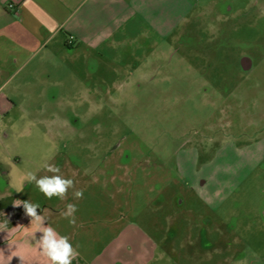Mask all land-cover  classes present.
Listing matches in <instances>:
<instances>
[{"label": "rangeland", "instance_id": "374dc122", "mask_svg": "<svg viewBox=\"0 0 264 264\" xmlns=\"http://www.w3.org/2000/svg\"><path fill=\"white\" fill-rule=\"evenodd\" d=\"M155 4L118 58L7 86L12 172L55 164L130 229L110 264H264V0Z\"/></svg>", "mask_w": 264, "mask_h": 264}, {"label": "crops", "instance_id": "0c3cea01", "mask_svg": "<svg viewBox=\"0 0 264 264\" xmlns=\"http://www.w3.org/2000/svg\"><path fill=\"white\" fill-rule=\"evenodd\" d=\"M156 9L155 0H0V122H9L12 109L19 106L18 94L4 93L16 76L74 71L78 56L105 58L112 54L118 58L140 34L147 35L139 33L141 22L155 28ZM70 38L73 44L69 45ZM30 83L28 77L19 79L15 90L27 89ZM8 138V134H0V264H22L20 257L23 264H49L36 243L42 233L33 235L31 218L22 205L16 206L28 200L39 203L38 213L60 235L70 238L79 253L73 264H110L120 243L130 246L131 241L123 243L130 229L102 226L108 222L102 211L91 219L89 199L76 202L70 194L74 189H69L64 200L56 198L45 205L38 201L39 190L25 179L27 170L17 166V174L12 172L6 156ZM18 164L20 159L14 166ZM33 171L38 177L43 173L37 167ZM18 188L23 190L18 192ZM69 203H76L78 209L74 225L60 215Z\"/></svg>", "mask_w": 264, "mask_h": 264}, {"label": "clouds", "instance_id": "9594fccd", "mask_svg": "<svg viewBox=\"0 0 264 264\" xmlns=\"http://www.w3.org/2000/svg\"><path fill=\"white\" fill-rule=\"evenodd\" d=\"M44 169L51 173V175H43L38 177L34 172H27L25 179L28 183H32L47 199L56 197L64 200L68 194L69 189L74 188V181L71 178H66L61 174L59 166L52 163H45ZM18 188L17 191H22ZM76 199L83 198V190H75L73 193ZM23 206L25 215L31 218V226H34L33 235L36 232L42 233L39 240L36 242L39 250L44 257L48 260L49 264H73V261L79 255L76 247L66 235H60L52 226L47 223V218L44 214H39V203H33L30 200L21 201L16 206ZM75 204H67L65 210L61 211L60 215L68 219L70 224L76 223L75 213L77 212ZM23 264V257H20Z\"/></svg>", "mask_w": 264, "mask_h": 264}, {"label": "built area", "instance_id": "2783aa9c", "mask_svg": "<svg viewBox=\"0 0 264 264\" xmlns=\"http://www.w3.org/2000/svg\"><path fill=\"white\" fill-rule=\"evenodd\" d=\"M68 44L70 45V44H73V40H72V38H70L69 40H68Z\"/></svg>", "mask_w": 264, "mask_h": 264}]
</instances>
